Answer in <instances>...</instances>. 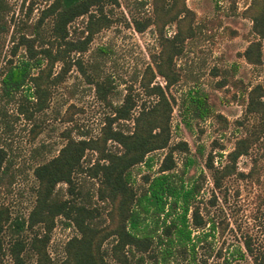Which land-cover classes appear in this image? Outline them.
Masks as SVG:
<instances>
[{"label": "trees", "instance_id": "16d2710c", "mask_svg": "<svg viewBox=\"0 0 264 264\" xmlns=\"http://www.w3.org/2000/svg\"><path fill=\"white\" fill-rule=\"evenodd\" d=\"M25 1L20 0L16 10L11 0H0V182L13 176L16 123L20 119L34 121L35 115L48 105L51 87L58 77V73L57 77L51 76L55 63H60L59 75L71 65L76 66L86 82L93 84L96 97L108 112L94 137L65 133L64 143L46 159L39 157L43 145L29 151L30 157L39 158L35 157L30 166L33 185L28 211L13 215L8 206L0 203V264H142L144 255L155 264H169L176 256H186V264H220L200 259L198 253L201 242L206 240L202 228L207 223L195 202L199 185L196 181L184 185L173 170L174 151H188L185 141L170 142L173 98L166 89L174 81L169 64L171 55L180 51L177 44L170 42L165 55L162 57L161 53L159 60L154 61V72L163 77V85L153 81L154 72L147 68L140 74L139 92L132 93L128 86L120 100L114 102L110 76L99 73L97 57H102L106 48L97 47L95 57L86 62L71 58L70 53L87 50L93 34L110 24L105 11L118 5V0H50L33 23L28 21L30 6L24 7ZM250 8L251 31L262 39L264 5L252 8L251 4ZM155 11L167 22H180L182 19L177 17L184 16L187 9L184 0H161ZM83 16V35L73 39L69 26ZM150 21L130 16V24L137 32L143 31ZM174 37H179V33H174ZM241 55L249 65H263L258 40L250 42ZM263 96L264 86L259 83L246 91L243 114L236 121L244 133L225 153L223 165H213L212 154L205 157L212 187L219 189L228 175L244 176L236 171L235 163L263 142ZM182 104L189 118L203 120L211 114L204 93L189 91ZM251 116L258 117L257 123L248 124ZM32 126L30 130L36 134L34 128L38 124L34 121ZM156 150L165 153L157 171L145 179L146 185L138 193L131 168L148 164V155ZM85 151L95 152L93 163L84 165ZM253 161L256 163L254 158ZM83 175L92 180L93 191L83 189L79 179ZM141 212L162 214L161 225L152 233L140 228ZM173 213L175 216L170 218ZM57 217L75 233L54 258L47 252V244ZM243 244L251 264H264L263 250L251 248L246 240Z\"/></svg>", "mask_w": 264, "mask_h": 264}, {"label": "rangeland", "instance_id": "374dc122", "mask_svg": "<svg viewBox=\"0 0 264 264\" xmlns=\"http://www.w3.org/2000/svg\"><path fill=\"white\" fill-rule=\"evenodd\" d=\"M140 1L143 5L137 0H118V5L107 8L110 24L93 34L85 52L70 53V57L86 62L95 57L97 47H105V54L97 57L99 73L110 76L114 86L112 100L117 102L128 86L132 93L139 92L140 74L147 68L154 72L158 55H165L170 42L177 44L180 51L171 55L169 64L174 81L166 89V94L173 98L170 142H186L187 152L177 150L173 153V170L184 185L192 181L199 185L195 202L207 222L202 228L206 240L198 248L200 259L220 264L225 261L227 264H251L243 241H248L251 248L264 251V139L256 150L236 159V171L244 176L234 173L224 177L219 189L212 187L204 161L207 154H212L213 165H223L225 153L244 133L243 126L236 121L242 117L246 91L255 83L264 86V38L259 39L251 31L250 21L251 4L252 8H258L264 5V0H184L187 12L177 17L182 19L180 22H167L166 17H159V11L156 14L161 0ZM11 2L17 10L20 0ZM49 2L26 0L24 7L30 6L28 21L35 22L40 9ZM131 15L151 21L143 31L137 32L130 24ZM84 20L85 16L71 22V38L83 35ZM176 32L179 37L172 38ZM256 40L260 42L262 66L249 65L241 55L244 48ZM60 71V63L51 68V76L57 77L58 73V77L51 87L47 107L35 115L38 127L34 131L38 132L34 134L30 130L34 121L20 119L16 123L13 146L17 156L11 169L13 176L0 182V203L8 206L13 215L25 214L31 204L30 166L37 156L30 157L29 151L43 145L39 157L46 159L64 143L65 133L72 137H94L99 134L108 112L96 97L93 84L86 82L76 66L71 65L61 75ZM153 81L164 84L163 77L155 72ZM189 91L206 95L211 114L205 119L189 118L184 112L182 98ZM257 120V116H251L248 124L253 125ZM164 153L165 150L151 152L148 164L131 168L133 186L138 193L145 187V179L157 171ZM185 159L188 162L184 164ZM94 161L95 152L85 151L84 165ZM79 179L83 189L93 191L92 180L84 175ZM173 216L174 213L170 218ZM189 217L188 213L186 218ZM161 218L162 214L141 212L139 227L152 233L161 225ZM74 233L72 227L65 226L62 218L57 217L47 244L49 255L57 258L63 244ZM241 252L243 256H239ZM187 260L186 256H176L169 264H186ZM142 264L155 263L144 255Z\"/></svg>", "mask_w": 264, "mask_h": 264}]
</instances>
